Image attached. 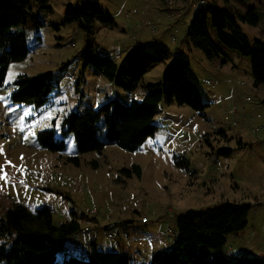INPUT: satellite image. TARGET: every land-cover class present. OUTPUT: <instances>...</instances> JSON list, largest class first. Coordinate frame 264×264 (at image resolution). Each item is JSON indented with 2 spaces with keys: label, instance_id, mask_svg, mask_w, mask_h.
<instances>
[{
  "label": "rangeland",
  "instance_id": "obj_1",
  "mask_svg": "<svg viewBox=\"0 0 264 264\" xmlns=\"http://www.w3.org/2000/svg\"><path fill=\"white\" fill-rule=\"evenodd\" d=\"M206 1L242 15L254 10L259 24L240 26L250 43L264 42L262 0ZM86 5L101 10L92 34L80 22H66L69 8ZM203 6L202 0H30L28 20L16 27L25 33L29 54L10 64L0 87V215L14 204L31 211L48 206L55 226L78 222L56 263L84 258L95 244L127 255L132 264H150L154 254L172 249L178 216L223 203L248 204L250 211L247 226L226 236L222 253L264 259V84L255 86L251 58L223 46L211 19L217 60L186 39ZM224 33L233 37L229 28ZM89 42L95 56H108L118 66L139 48L168 56L131 93L85 64ZM178 55L190 63L188 76L207 104L203 112L163 100L154 119L157 132L136 151L111 143L101 152L81 153L74 137L64 138L69 113L97 110L109 100L141 101L144 88L160 84ZM45 72L52 73L55 90L42 109L12 100L19 76ZM46 129L65 140L64 151L38 145V133ZM134 165L141 167L140 177L124 172ZM112 222L118 226L99 227Z\"/></svg>",
  "mask_w": 264,
  "mask_h": 264
},
{
  "label": "trees",
  "instance_id": "obj_2",
  "mask_svg": "<svg viewBox=\"0 0 264 264\" xmlns=\"http://www.w3.org/2000/svg\"><path fill=\"white\" fill-rule=\"evenodd\" d=\"M223 1L229 5L231 0ZM29 9L30 0H0V87L5 85L10 64L23 60L29 54L24 31L16 30L28 20ZM100 14V9L88 5L69 8L66 22H80L92 34L93 24ZM209 19L223 46L251 58L254 84L263 85L264 42L256 40L250 43L240 26L241 22L258 25L256 12L249 10L242 15L205 4L194 14L186 39L214 61L219 56L208 33ZM227 28L232 32V38L225 35ZM160 53L156 55L143 48L135 49L126 55V63L118 66L108 56H95L89 42L84 49L83 59L86 65L93 66L101 75L133 93L144 76L166 60L167 51L162 50ZM189 69L188 59L175 56L164 70L163 81L146 86L141 101L124 104L118 99L109 100L97 110L69 113L62 128L64 138L74 137L81 153L101 152L111 143L127 151L138 150L157 132L158 126L154 119L163 100L169 104L189 106L197 112H203L207 107L202 101L199 87L188 76ZM54 90L50 72L33 77L21 75L14 83L12 100L39 110L49 102ZM38 145L54 152L66 149L65 140L57 138L55 129L40 131ZM69 160L79 164L78 157H70ZM141 171L139 165L124 170L129 177L133 172L140 177ZM249 211L250 205L236 203H223L207 210H188L177 218L178 237L172 249L154 254L150 264H264V259H230L222 253L226 236L247 226ZM97 213L93 210L91 214ZM86 219L91 222L92 217L87 216ZM112 224L104 227L112 229L117 226V223L114 226ZM78 229L80 225L76 221L55 226L53 211L48 206L31 211L24 205L14 204L0 215V264H132L127 255L101 251L95 244H92L84 258L72 257L56 263L57 254L65 241Z\"/></svg>",
  "mask_w": 264,
  "mask_h": 264
},
{
  "label": "built area",
  "instance_id": "obj_3",
  "mask_svg": "<svg viewBox=\"0 0 264 264\" xmlns=\"http://www.w3.org/2000/svg\"><path fill=\"white\" fill-rule=\"evenodd\" d=\"M202 2H203L204 4L207 3L206 0H202ZM94 213H95V211H94ZM140 221H141V222H147V218H140ZM87 223H90V220H88ZM112 226H114V223L112 224ZM85 230H86V231H89V230H90V227L87 226V227L85 228Z\"/></svg>",
  "mask_w": 264,
  "mask_h": 264
},
{
  "label": "crops",
  "instance_id": "obj_4",
  "mask_svg": "<svg viewBox=\"0 0 264 264\" xmlns=\"http://www.w3.org/2000/svg\"><path fill=\"white\" fill-rule=\"evenodd\" d=\"M113 223H116V222H113ZM107 225H108V224H99V227H100V228H105V229H108V228H106V227H107ZM104 226H106V227H104ZM117 226H118V224H117ZM86 255H87V254H86Z\"/></svg>",
  "mask_w": 264,
  "mask_h": 264
},
{
  "label": "snow or ice",
  "instance_id": "obj_5",
  "mask_svg": "<svg viewBox=\"0 0 264 264\" xmlns=\"http://www.w3.org/2000/svg\"><path fill=\"white\" fill-rule=\"evenodd\" d=\"M11 77H9V79H10ZM0 99H3V97H0ZM6 178V177H5Z\"/></svg>",
  "mask_w": 264,
  "mask_h": 264
}]
</instances>
